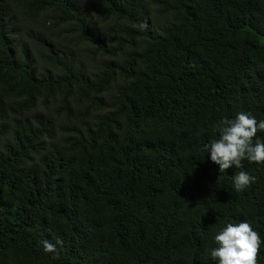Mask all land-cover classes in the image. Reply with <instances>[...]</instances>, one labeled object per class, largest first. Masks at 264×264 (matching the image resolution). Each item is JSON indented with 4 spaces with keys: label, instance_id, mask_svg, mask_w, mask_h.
Returning a JSON list of instances; mask_svg holds the SVG:
<instances>
[{
    "label": "trees",
    "instance_id": "1",
    "mask_svg": "<svg viewBox=\"0 0 264 264\" xmlns=\"http://www.w3.org/2000/svg\"><path fill=\"white\" fill-rule=\"evenodd\" d=\"M240 111L264 120V0H0V264H218L245 219L264 240V164L205 148Z\"/></svg>",
    "mask_w": 264,
    "mask_h": 264
},
{
    "label": "clouds",
    "instance_id": "2",
    "mask_svg": "<svg viewBox=\"0 0 264 264\" xmlns=\"http://www.w3.org/2000/svg\"><path fill=\"white\" fill-rule=\"evenodd\" d=\"M86 3L87 0H78ZM214 131L219 138L212 139L205 145L210 158L225 172L231 166L242 168V161L264 164V139L257 138L264 131V120H258L251 112L240 111L234 119L222 118ZM257 177L248 171L241 170L234 175L236 191L250 187ZM216 247L211 248L210 255L218 264H259L258 253L264 244L258 230L252 222L245 219L238 223L227 222L215 236ZM62 244V241L57 240ZM45 251L54 252L56 246L49 241L44 242Z\"/></svg>",
    "mask_w": 264,
    "mask_h": 264
}]
</instances>
